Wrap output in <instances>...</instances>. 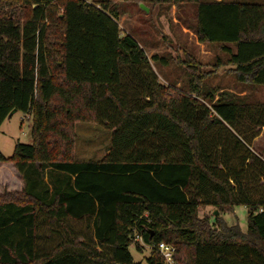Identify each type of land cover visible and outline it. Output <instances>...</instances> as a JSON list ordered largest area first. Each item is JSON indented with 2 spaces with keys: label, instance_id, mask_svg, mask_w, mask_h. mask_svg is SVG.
I'll return each mask as SVG.
<instances>
[{
  "label": "trees",
  "instance_id": "trees-1",
  "mask_svg": "<svg viewBox=\"0 0 264 264\" xmlns=\"http://www.w3.org/2000/svg\"><path fill=\"white\" fill-rule=\"evenodd\" d=\"M117 1L0 0V124L12 111L31 119V143L0 153L23 180L0 197V264H132L135 235L147 264H165L160 242L175 264H264V200L243 189L254 157L238 130L243 117L264 125V102L199 76L183 89L160 83L150 61L164 59L121 32ZM122 1L193 5L188 28L228 55L214 66L264 87V3ZM88 121L111 131L98 161L73 158L75 123ZM200 205L246 207L247 232L198 217ZM83 221L91 236L80 240L69 224ZM43 226L58 240L50 249L38 241Z\"/></svg>",
  "mask_w": 264,
  "mask_h": 264
},
{
  "label": "rangeland",
  "instance_id": "rangeland-1",
  "mask_svg": "<svg viewBox=\"0 0 264 264\" xmlns=\"http://www.w3.org/2000/svg\"><path fill=\"white\" fill-rule=\"evenodd\" d=\"M241 2L264 3V0H239ZM120 5V16L117 24L124 34L133 36L146 57L152 55L162 57L164 64L150 61L151 68L157 79L165 86L183 89L188 85L190 77H201L199 81L209 87L226 90L237 95L247 94L251 98L264 102V87L250 88L249 84L238 83L235 79L233 67L224 65L215 67L216 59L225 62L228 55L219 45L199 42L192 29L187 25L194 23V7L191 4L175 6L172 4H148V11L138 8L136 3L117 1ZM17 6V5H16ZM14 4H4L3 10L10 11ZM18 13V11L16 12ZM20 16V15H19ZM231 51L234 47L230 45ZM190 65V66H188ZM195 81L197 79H194ZM216 98V96H215ZM256 117V116H255ZM238 130L241 137L247 136L245 146L254 157L247 160L243 174L244 191L254 200H264V125L255 126L253 122L243 117ZM31 119L21 111H12L0 124V153L9 157L13 153L16 142L31 143ZM111 142V131L104 125L94 121L78 122L74 126L73 158L75 160H101L107 153ZM23 180L12 162L0 163V197L8 193H19ZM241 197L239 193L236 194ZM9 196H7L8 198ZM198 217L206 216L221 219L227 226H236L242 233L247 232V209L236 205L226 212L219 211L213 205H200ZM88 222H70L74 235L82 240L91 236L86 227ZM43 226L38 241L41 246L50 249L58 242L56 235ZM54 229H59L54 227ZM60 233L63 234L62 230ZM46 242V243H45ZM132 264H147L146 258L150 249L144 245L138 235L128 248Z\"/></svg>",
  "mask_w": 264,
  "mask_h": 264
},
{
  "label": "built area",
  "instance_id": "built-area-1",
  "mask_svg": "<svg viewBox=\"0 0 264 264\" xmlns=\"http://www.w3.org/2000/svg\"><path fill=\"white\" fill-rule=\"evenodd\" d=\"M157 249L165 264H175L172 258L174 249L170 245L160 242Z\"/></svg>",
  "mask_w": 264,
  "mask_h": 264
},
{
  "label": "water",
  "instance_id": "water-1",
  "mask_svg": "<svg viewBox=\"0 0 264 264\" xmlns=\"http://www.w3.org/2000/svg\"><path fill=\"white\" fill-rule=\"evenodd\" d=\"M139 7L141 8V9H143L145 12H147L148 11V8L146 7V6H144L143 4H139Z\"/></svg>",
  "mask_w": 264,
  "mask_h": 264
}]
</instances>
